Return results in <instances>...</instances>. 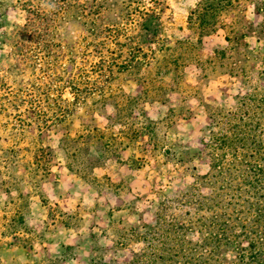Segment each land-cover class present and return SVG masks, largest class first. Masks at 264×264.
Returning a JSON list of instances; mask_svg holds the SVG:
<instances>
[{"label": "rangeland", "instance_id": "obj_1", "mask_svg": "<svg viewBox=\"0 0 264 264\" xmlns=\"http://www.w3.org/2000/svg\"><path fill=\"white\" fill-rule=\"evenodd\" d=\"M199 1L0 0V264H136L244 216L205 145L241 116L264 158V42L198 31ZM143 117L154 145L120 135Z\"/></svg>", "mask_w": 264, "mask_h": 264}, {"label": "trees", "instance_id": "obj_2", "mask_svg": "<svg viewBox=\"0 0 264 264\" xmlns=\"http://www.w3.org/2000/svg\"><path fill=\"white\" fill-rule=\"evenodd\" d=\"M233 1L200 0L189 12L188 23L194 24L198 31H203L215 25L222 26L220 17L225 15L230 22L227 24L229 36L224 39L233 52L248 47L250 40L254 44L264 42V0L251 1L250 14L258 15L254 24L237 17L240 10H236ZM259 64L264 65V60H260ZM232 118L234 123L227 132L212 134L209 144L205 145L208 150L205 156L212 171L219 166L221 153L224 152L236 154L251 146V158L259 157L257 145L253 141L249 142L241 129L247 126L245 120L236 115ZM152 129V123L143 117L134 123L133 128L120 131V135L128 142L138 140L145 145H154ZM235 154L232 155L233 162L228 172L240 173L238 177L233 175V179H240L236 181L234 192L240 191V185L247 190L244 216L214 217L207 226L203 225L191 232L197 235L195 242L188 239L184 242V248L171 246L164 253L153 254L148 258L135 256L136 264H264V158L247 162L236 158Z\"/></svg>", "mask_w": 264, "mask_h": 264}]
</instances>
